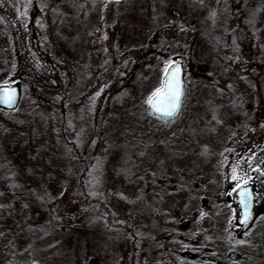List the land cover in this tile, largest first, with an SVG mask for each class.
Masks as SVG:
<instances>
[{"label": "rangeland", "instance_id": "rangeland-1", "mask_svg": "<svg viewBox=\"0 0 264 264\" xmlns=\"http://www.w3.org/2000/svg\"><path fill=\"white\" fill-rule=\"evenodd\" d=\"M2 1L8 11L0 6V85L18 84L21 93L24 88L29 93L38 88L34 79L50 86L57 81L56 73L64 80L71 71L79 83L89 82L98 89L110 80L109 65L129 68L148 50L160 57L153 63V74L141 84L146 107L120 116L113 132L99 142L91 175L110 207L121 217L128 216L144 234L146 247L153 250L147 252L145 262L264 264V199L245 231L240 230L233 199L239 187L254 184V171L262 174L264 186L260 99L264 88L262 84L261 90L248 87L250 76H240L239 71L245 66H215L220 83L208 86L198 73L204 66L194 61L207 48L210 21L222 2ZM101 60L106 64L101 66ZM176 61L183 66L185 95L180 113L163 120L149 112L147 100ZM232 92L225 100L224 95ZM236 93L257 96L260 107L256 124L242 136L230 132L237 109L228 101ZM53 160L55 166L62 165ZM75 200L69 190L57 204L58 213H70ZM88 218L93 222V213ZM100 244L98 237L94 248L101 254L98 263L103 264ZM88 248L93 247H84L80 255L87 254ZM110 255V263L125 264L116 253ZM89 260L86 264H94ZM13 264L53 263L38 252L18 257Z\"/></svg>", "mask_w": 264, "mask_h": 264}, {"label": "trees", "instance_id": "trees-1", "mask_svg": "<svg viewBox=\"0 0 264 264\" xmlns=\"http://www.w3.org/2000/svg\"><path fill=\"white\" fill-rule=\"evenodd\" d=\"M220 1L222 7L210 21L207 48L194 58L198 66H204L198 73L208 86L217 87L220 79L215 66H248L240 76L249 75L248 87L261 90L264 0ZM2 9L8 11L6 6ZM158 60L148 50L133 65L126 63L132 65L129 68L111 64L110 80L98 89L89 82L79 83L72 71L64 80L56 73L57 81L50 86L34 79L38 88L33 93L24 88L17 107L0 108V264H13L18 257L38 252L53 264H86L89 258L99 264L101 254L94 248L98 237L103 264H112L110 253L125 264H157L154 259L145 262L147 252L153 250L146 247L144 234L131 225L128 216L121 217L110 207L91 175L99 142L113 132L120 116L146 107L141 84L153 74V63ZM101 62L103 66L105 60ZM233 94H225V100ZM260 97L264 104L263 92ZM228 102L237 109L230 132L242 136L256 124L257 96L236 93ZM53 158L62 165L55 166ZM69 190L76 200L70 213L61 216L57 204ZM93 225L98 229L92 230ZM89 245L93 248L80 255Z\"/></svg>", "mask_w": 264, "mask_h": 264}, {"label": "water", "instance_id": "water-1", "mask_svg": "<svg viewBox=\"0 0 264 264\" xmlns=\"http://www.w3.org/2000/svg\"><path fill=\"white\" fill-rule=\"evenodd\" d=\"M32 1H34V0H32ZM105 1L118 2V1H122V0H105ZM177 68L179 69V71L177 73L178 84L176 86L180 90V101H179V106L176 109V111L173 113V115L172 116H165L163 114V111L157 112L154 110L153 107H151L147 103V107H148L149 112L151 114H153L154 116H156L160 119H163V120H171V119L175 118L181 111L183 98H184V94H185V84H184L183 66H182L181 62H179V61L172 63L167 68L168 75L165 74L163 84L160 87V88L164 87L165 91L161 93L159 106L162 109H164L167 107V105L169 103V101L167 100V95L169 94V90L166 87V84L171 79V73ZM247 69H248V67L240 68V71L244 72ZM173 83H175V81ZM20 95H21V90H20V87L18 84L1 85L0 86V107L4 108V109H13L14 107L17 106V104L20 100ZM9 96H11V102H8ZM253 175L256 177L262 176L261 173H259L257 171H254ZM233 199L236 203L235 210H236L237 218H238L237 222L241 226V231H245L252 224V222L255 218V215H253L252 212H253V209H255L254 204H258L259 199L256 197L253 198L251 187L249 185H244V186L238 188L233 194ZM246 212L248 214V220L246 221V223H241V221L244 220Z\"/></svg>", "mask_w": 264, "mask_h": 264}, {"label": "snow or ice", "instance_id": "snow-or-ice-1", "mask_svg": "<svg viewBox=\"0 0 264 264\" xmlns=\"http://www.w3.org/2000/svg\"><path fill=\"white\" fill-rule=\"evenodd\" d=\"M178 71H179V69L177 68L171 73V79L166 84V87L169 90V94L167 95V100L169 101V103H168L166 108L162 109L159 106L161 93L165 91L164 87L157 89L156 92H154L152 94V96H150L148 101H147V103L151 107H153L155 111H157V112L163 111V114L165 116H172L173 113L176 111V109L179 106L180 90L176 86L178 84V80H177ZM165 74L168 75L167 69L165 70ZM174 81H175V83H173ZM8 102H11V96L8 97ZM247 220H248V214L246 212L244 220L241 221V223H246Z\"/></svg>", "mask_w": 264, "mask_h": 264}, {"label": "flooded vegetation", "instance_id": "flooded-vegetation-1", "mask_svg": "<svg viewBox=\"0 0 264 264\" xmlns=\"http://www.w3.org/2000/svg\"><path fill=\"white\" fill-rule=\"evenodd\" d=\"M261 179H260V176H258L256 180L254 181V184H250L253 197L254 198L256 197L259 199L258 204H255L256 206L259 205L261 201L264 199V189L262 188L263 181ZM230 255L234 256V254H230Z\"/></svg>", "mask_w": 264, "mask_h": 264}]
</instances>
